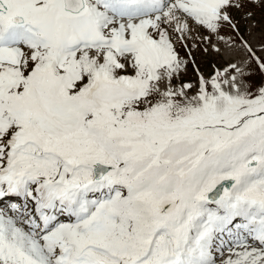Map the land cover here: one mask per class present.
Wrapping results in <instances>:
<instances>
[{
    "label": "snow or ice",
    "instance_id": "6c2138e0",
    "mask_svg": "<svg viewBox=\"0 0 264 264\" xmlns=\"http://www.w3.org/2000/svg\"><path fill=\"white\" fill-rule=\"evenodd\" d=\"M0 264H264V0H0Z\"/></svg>",
    "mask_w": 264,
    "mask_h": 264
},
{
    "label": "rangeland",
    "instance_id": "374dc122",
    "mask_svg": "<svg viewBox=\"0 0 264 264\" xmlns=\"http://www.w3.org/2000/svg\"><path fill=\"white\" fill-rule=\"evenodd\" d=\"M256 11V20L258 21L260 19V11L259 9L255 10ZM257 32H259V28L256 29ZM182 54H184L182 52ZM194 57L196 59V61L198 63H201V64H204V63H208L210 64L211 62H213L215 60V57L213 55H209V54H205V53H202L200 51H195L194 50ZM209 69H205V71L207 72ZM189 75H191V69L189 71Z\"/></svg>",
    "mask_w": 264,
    "mask_h": 264
}]
</instances>
